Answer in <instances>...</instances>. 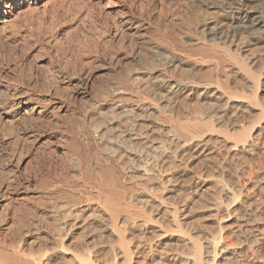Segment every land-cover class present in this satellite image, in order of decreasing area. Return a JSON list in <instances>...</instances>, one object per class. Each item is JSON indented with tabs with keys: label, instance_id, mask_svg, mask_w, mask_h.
Segmentation results:
<instances>
[{
	"label": "rangeland",
	"instance_id": "rangeland-1",
	"mask_svg": "<svg viewBox=\"0 0 264 264\" xmlns=\"http://www.w3.org/2000/svg\"><path fill=\"white\" fill-rule=\"evenodd\" d=\"M204 4H201L199 0H42L38 4L31 6L32 8H29L26 12H24V14L21 15V17L13 22L10 27L8 26V28L3 31L4 34H2L0 37V99L3 98V100H5L4 97L6 98L7 96V98H9V96H11L14 91H18L21 93H19L21 96L23 95L21 100L23 102H28L23 107L21 106L20 109H9V107H7L8 105H0L1 243L6 242L7 244H10L12 242L11 244L14 243V246L18 244L19 247L20 245L22 248L24 247L23 249L21 247L20 248L25 251L30 250L35 252L38 247L39 251L42 250L44 248L43 245L49 242L54 237L53 234H55L56 232L53 229L46 230L49 231L46 232L44 228L41 231H37L35 223L42 225V227L45 226L43 225V223L47 224V222L49 223L51 220L54 221H52V223H56L55 221L59 220V217L64 216L59 210V206H61V204L63 205V203L67 204L68 202L70 203L74 201L73 197H76L78 200L86 199L85 196H87L89 192H86L88 190H84L85 187L81 186L82 184L79 183L80 181L76 176L77 173L75 172L74 167H72L74 166V164H72L73 159H70V154L73 153V158L75 152H73L74 150L72 151V149H75L77 146H85L83 148H88V144L84 143V145L83 142H88L86 139L90 132L92 133L94 131L93 134H97V142L100 141L99 143L95 142L97 146L91 144V149L97 147V150H99V152H96L98 154L100 153V156L103 155L102 157L98 155V162L103 161V163L100 162L98 163L100 165L97 166V164L96 166L98 167L99 171H102V167H104V172L105 168L108 171L111 170V166H108V164L110 165V163L106 160V154H108V151L110 152V150L107 149V147H109V144H107L106 141L112 142L116 137V133L118 136L119 127L114 129L113 132L111 131L112 134L110 132H107L105 134L104 132L103 136L102 127L105 125V123L103 124L102 122H105L110 115V118L115 115V112H113L114 110L111 107L115 102V97L113 96L115 90L117 91L119 89H123L124 91H122L126 94L125 91L127 89V95H129V93L138 92V90H136L137 88H141L142 90L140 89L139 93L140 91H142L140 94L143 95V89L150 88V91L144 89V91L146 90L147 93L149 92V95L145 93L144 96H146V98H153L155 100V103L158 102V104L156 105L161 106L158 110L162 108L163 112L168 111L166 113V117L170 116V119L163 118L164 120H160L163 121V124L169 120H172V123L169 121V123H171V125L169 126H172L173 122L174 124H176L177 120L180 121H177L178 123H182V121L183 123H185L184 119L187 117L186 109L189 108L187 110H189V112L191 113L193 112V110H196V108L197 110L200 109L201 107L199 106L200 108H198V104L202 101H205L201 98H195L193 100V97L191 96L190 98L185 94L182 95L181 99L183 100V103L185 102L186 104H182V100H180V102H177V106L174 104L177 108L179 105V110L181 112L180 116L183 114L181 117L178 116L179 112H177V108L174 107L176 111L171 108H166L165 105H168L166 103L168 101H166V99H162L159 96L158 93L161 92L155 91V86L153 84L155 83V81H157L158 78H160V76L166 78L168 76L170 77V79L176 80L181 79L182 82L184 81L185 83L205 84L217 82V84L214 83V86H218L220 84L218 81H221V84L226 82L225 76L227 74L226 70L228 63L225 62L227 65H224V62H222V65L220 62V64H218V69L215 68V70H218L216 72L215 70L212 71V68L210 67L212 65L210 63L203 65L200 64L204 60H207V58L205 59L203 58V56L207 52L208 48H210V44H208L210 37L208 36L207 31L202 30L203 26L201 23L202 21L210 22L208 23V26L213 27V29L215 28V32H221L222 34L227 36L228 39L230 36L229 34H232V27L229 21L224 20V18L219 13L215 12L217 15L213 13V11L215 10L205 7L206 5ZM195 39L197 40V42H194ZM199 39H205V41H202L201 43V40ZM206 40L208 41L206 42ZM230 41L231 38L229 39V42ZM227 42H225L224 44H226ZM206 44L208 45V47L206 46ZM224 44L219 43L217 45L220 46L218 47L219 50L222 51L223 48L227 47V44ZM200 45L202 48H204L203 50L207 48L205 50L206 52L204 51V54H202V49H199ZM199 59H202L203 61L201 60L200 62ZM193 63L194 66H192ZM152 64H155L156 66L154 65L153 67ZM175 66H177L178 68L175 69ZM220 66L222 68H219ZM224 67L226 68V70L224 69ZM209 68L210 71H206L209 70ZM219 70L224 71L225 75H223L224 72L221 73L219 72ZM139 73L140 75L142 73V76L144 75V78L142 76L141 78H139ZM150 73H152L153 76L150 77V79L148 78L145 80V78H147ZM159 73L163 75H160ZM214 73L216 75V79L214 78ZM137 75L139 81L137 80ZM218 75L220 76V80L217 77ZM130 76H132V78L136 77L137 79L134 78V81H132V78H129ZM154 77L155 79L156 77L158 78L155 80ZM222 77L225 79H223ZM221 78L224 80V82H222L223 80H221ZM126 79H129V81H127ZM135 80H137V82H135ZM186 80H188L189 82ZM195 80L198 82H195ZM120 82L121 84H123L122 82L126 84L121 85ZM132 83H135V86L137 85L136 88ZM221 84L219 86H223ZM145 85L147 86L145 87ZM233 85L237 86L238 89L241 88V86L239 85ZM235 86L232 87L235 89ZM225 87L226 86H224L223 89H225ZM237 88L235 89V91L237 90ZM84 91L86 93H83ZM240 92L241 91L238 90L239 95H242V93L240 94ZM153 94L154 97L152 96ZM108 98L110 102H114L110 103ZM102 99H105L106 101ZM156 99H159V101ZM160 100L165 101L162 102ZM262 100V103L264 104V99ZM171 102H168V107H173V101ZM203 102L202 104H200L201 106H204ZM179 103H181L182 106H180L181 104ZM162 105L163 107H165V111ZM183 105L185 106V109L182 108ZM186 106L188 107L186 108ZM109 107L111 109V112ZM194 107L195 109L191 110V108ZM107 110L112 114L107 113ZM172 110L173 112H171ZM104 111H106V115ZM23 113L25 114L23 115ZM99 113L102 115L104 114L105 116H103L106 118H101L102 115H100ZM171 114L175 116L172 117ZM184 114L186 117L184 116ZM177 116L178 118H180L175 121L174 119H176ZM153 117L154 116H151L150 118L152 119ZM189 117L190 116L188 115V118ZM153 119L158 120L157 117ZM130 123L131 122H127L125 126L130 127ZM240 123H242V120ZM165 124L168 125V122ZM173 126L171 127L172 129ZM174 128L176 129L175 126ZM177 134L181 135L180 132L178 133V131ZM100 135L103 138H101ZM111 135L114 139H111ZM104 137H106L107 139L110 138L111 140L105 139V141L103 140ZM101 139L103 144L101 142ZM115 141L117 140H114V142ZM72 143L74 144V146L71 145ZM105 143L107 144V146L104 145ZM212 143L215 144V142ZM213 144H210V146ZM216 145H219L222 149ZM105 148L107 150V153ZM211 148L213 153L210 154L205 153L204 155L201 153L199 155L192 154V156L190 154H185L186 156H183V159L181 160V166H184L185 173L181 177V179L178 180L180 185L176 187L177 191H175L174 194L171 195V197L168 196V198L164 201L166 206L169 205L168 207H172L176 202L177 206H180V204L178 203L183 202L184 204L190 205V207L194 205L192 207V210L193 208H196L195 212L198 213V215L195 214L196 217L194 216L193 218L189 219V221L187 220L183 222L184 224H182L183 226H181V231H178L171 224L164 222L166 221L164 218L165 215H162L160 217H154L153 215V223L151 222L153 226V229L151 230L153 231H150L151 233L148 234V238L145 239L147 241H143V239H140L138 237V234L137 236H131V234H129L130 232L125 229L126 240H128L131 246L136 247L137 244H140L141 246V248H139L140 251L138 254V264L139 262H141L140 264H159V260L157 259L159 258L160 253L163 251H165L164 253L168 256L173 255L177 252L178 254L182 252L183 255H189L192 251L189 249V247H184L185 245L181 244V242L178 241V239H180V236H183L184 238H191L192 240L198 239L199 241L201 240L202 242H204L206 238H209L207 236L217 235L216 233L218 232L217 224L219 222V217H211L210 213L206 212L208 208L206 210L204 204L205 206L209 205V203L211 202V198L209 199L208 197H211L212 194L215 196V198H217L218 196H216V192H212V194L211 192H203L204 196H202V191L198 189L199 187L197 185L193 184V180L198 176L202 178L208 177L210 179L217 178V181L219 180V182L221 180L224 185H222V187H226L227 190H231V193L235 194L236 196L231 197L228 195L227 197V194L226 196H223V193H225L224 191H221V193L219 192L221 195L217 192L222 199L224 197L223 201L226 202V204L231 203L230 206H233L231 208L232 213L230 215V218L226 219V221L229 220V223H227L229 226L226 229L225 235V243L226 245H228L226 246L227 252L226 254H224L225 256L223 255L226 258L216 259L215 264H260V262L264 260V236H256L257 232L259 231L260 233V231L264 227V149L260 146L259 148H257V155H251L249 158L246 157L244 159L241 155L239 156V154L233 155L232 157L228 156V158L225 157V153L226 156L228 155L227 148L223 150L224 147L217 142L215 145L211 146ZM100 149H102L103 152H101ZM193 155L195 156V158H193ZM153 156L149 155V158H147L149 160H147V162L150 161V163H152L151 160H153ZM155 157L157 160L154 159V164L160 161L157 156H154V158ZM100 158L105 159V161L102 159L100 160ZM124 161L127 160L124 159ZM126 163L127 162H125V164ZM150 163L148 164L150 165ZM153 163L151 164L152 168L150 166L148 167L153 169L155 168V166H157L156 170L157 168L159 169L163 167L161 164H159L160 162L157 165H153ZM127 166L130 167L131 165L128 163ZM92 167L94 169L93 165ZM106 173L108 172L106 171L105 174ZM73 174L76 177H73ZM161 175L163 177L165 176V174ZM138 176L139 174H135L132 177L133 181L138 182L141 179ZM163 177L160 176V179L165 181L166 178ZM40 179H45L42 180L45 184L44 186L41 185L43 183ZM48 180L50 181L48 182ZM155 184L157 185L156 182L149 184L150 187L152 186L151 188L153 190V193H159H155L158 196L160 194L163 195V191L162 193H160L162 189L159 188V184L157 186ZM39 185L41 187H39ZM75 186L77 188H75ZM46 187H48L49 189ZM51 187H53L54 189ZM73 187L77 192L75 191V189H72ZM195 187L197 188L195 189ZM81 190L83 191V193L81 192ZM128 190L130 191L131 189ZM128 190L127 193L129 192ZM216 190L217 189H215V191ZM187 191L189 192V195ZM77 193L79 197L75 196V194L77 195ZM53 194L56 195L54 196ZM71 194H73V196ZM80 194H82L83 197ZM197 195L202 196L201 199H199L200 197H198ZM88 196H90V194ZM88 196L87 198H89ZM203 197L207 198L203 200ZM56 198H62L64 202ZM76 198H74L75 201L77 200ZM90 198L94 200L92 196H90ZM90 198L86 200H91ZM233 198H236V200ZM93 200H91V202H93ZM202 200L204 202H202ZM233 200L235 203H232ZM192 201L193 203H191ZM195 201L196 203H194ZM197 201L199 204H197ZM56 203L58 206L56 205ZM36 204H38L39 206ZM200 204L204 209H202L201 206H198ZM197 206L201 208L199 209V211H197ZM50 209H52L53 211ZM55 210H58V213ZM45 211L48 212L46 213ZM50 212L52 214H48ZM40 213L42 215L44 214L50 216H47V218L43 215L44 217L41 218L42 215ZM202 214L204 216H202ZM38 216L39 220H36V217L38 218ZM53 216H55L56 218ZM252 216L255 217V219H253ZM63 218H61L60 220H62ZM259 219L261 220L259 221ZM44 220L46 222H43ZM85 220L87 221L85 222L84 219L81 220L85 223L80 222L79 226H75L76 228L72 226V223L67 221L69 229L67 230L68 227H66V230L64 229V231H67L66 234H68L66 235L65 232L62 231L60 234L62 235L63 233V237H61V235L59 236L60 239H64L67 236L65 240H62V242H65V244L63 243V245L69 247V244L73 243V245H70V247H75L76 250H78L77 252H79V254L82 253V255L85 256L84 253L87 252L86 246L90 245V247H92L93 244H96V247L99 242L100 246H97L96 248H94L93 246L92 249L94 251H90V253L93 251L94 254H90L88 251L86 255L90 257H92L91 255H93V257L95 256L97 259H105L106 261H108V263H110L114 260V258L112 257L113 255L110 252L109 248L107 249V247H109L110 244L114 242V240L106 235V232L103 228L104 224L101 225L99 223H92V221L88 218H85ZM253 220H256V223L253 222ZM69 223L71 224V227L69 226ZM53 225L54 224H51L50 222L49 227L51 226L50 228H52ZM64 225L66 226V224ZM83 225H85V227L89 226V230H87L88 227H84L83 229ZM252 225L255 226V228L253 229H257L258 231H252V229H250V226ZM96 227L99 231L95 229ZM31 231H34V233L32 232V234ZM81 231L83 233H81ZM26 232L28 233V235ZM152 232H156V234L154 235ZM35 234L37 235L35 236ZM38 234H40L41 236H39ZM129 235L131 238L129 237ZM101 237L105 239L106 237H108L112 240L110 239L109 241L107 238L106 244V241H103L105 239H102ZM20 238L21 241L19 240ZM138 238L140 239L142 244ZM91 239H93L94 241ZM101 239V242H104L103 245L100 242ZM74 240H76L75 246ZM90 240L94 243L92 244ZM86 241H88V245ZM34 242H36L37 244ZM34 244H36L37 246ZM113 244H111V246H114ZM146 244H148V246ZM116 245L118 246V244H115V246ZM35 246L37 248H35ZM83 246L86 248H84ZM149 246H152L151 251H149ZM78 247H82L83 249L80 248L79 250ZM25 248H33V250H26ZM185 249L187 250L185 251ZM106 250H108L109 252H107ZM106 255L110 257H106ZM110 258H113V260H111ZM253 260L256 261L254 262Z\"/></svg>",
	"mask_w": 264,
	"mask_h": 264
},
{
	"label": "bare ground",
	"instance_id": "bare-ground-1",
	"mask_svg": "<svg viewBox=\"0 0 264 264\" xmlns=\"http://www.w3.org/2000/svg\"><path fill=\"white\" fill-rule=\"evenodd\" d=\"M41 1L42 0H0V37L2 34H4L3 31L6 30V28H8V26L10 27L13 22H15L19 17H21L22 14H24V12H26L29 8H32L31 6L36 5ZM199 1L201 2V4L205 3L204 4V5H206L205 7H208L209 9L215 10V11H213V13H215V12L219 13L224 18V20H227L230 22L231 27H232V29H231L232 34H229L230 35L229 39L231 38V41L229 42V39L227 36H225L221 32H217V31L215 32L214 31L215 28L213 29V27L208 26V23H210V22L202 21V23H201L203 26V27L201 26L202 30L207 31L208 36L210 37L209 43H208V44H210V46H209L210 48H208V50L206 52L205 50L207 48L205 47L206 49L203 50L204 48H202L200 45L199 49L200 50L202 49V51H203L202 54H204L206 52L205 55L203 56V58H205V59L207 58L206 61L205 60L203 61L201 59L203 62L200 64L203 65V64H207V63L209 64L210 63L212 65L210 67L212 68V71H214L215 68L218 69V64H220V62H221V64H222V62H224V65L226 63H228V65L226 64L227 70L224 67V69L227 72V74L225 76L226 82H224V80H223V79H225V78H223L224 76L222 77L223 79L221 78V80H223L222 82H224L226 85L224 83L221 84V81H218V82L223 86H219L220 84L218 86H214L215 82H211L212 84L211 83H205V84L185 83L184 81L182 82L181 79H179V80L170 79V77H168V76H167V78H169V79H167L166 77H161V76H160V78L156 77V79L158 78L157 81H155V83L153 82L154 83L153 85L155 86V91L161 92L158 94L162 99H166V101H168V102L173 101V104H172L173 107L171 105H170L171 107H168L169 103L166 102L168 104V105H165L166 108H171V109H174L176 111L175 108H177V107H175V105L177 104V102H180V100H182L181 96L184 94L187 95L188 97H190V96L193 97V100L195 98H197V99L201 98L202 100L205 101V102L202 101L204 103L203 104L204 106L200 105V104H202V102L198 104V108L201 107L200 109L197 110V108H196V110H193L197 106H195L194 108H191V110H193V112H191V113L189 112V110H187V109H189V108H187L188 106H186L187 117L185 116V114H184V116L187 118V120L184 117L185 123H183V121H182V123H178L180 121H178L177 119H179L183 115L182 114L180 116L181 112L179 110V105H178L177 112H179L178 116H180V117L179 118H178V116H177V118L174 117V118H176L174 120L175 121L177 120L178 122L176 121V124H174V122H173V125L176 127L178 133L180 132L181 135L177 134V131L173 125H172L173 129L171 128L172 126H169V125H171L172 120H169L171 123H169V121H167L168 125L165 124L167 122L164 121L165 123L163 124V121L160 120L163 118L170 119L169 118L170 116L166 117V113L168 111L163 112V109L161 108L162 109V110L160 109L162 111L161 112L160 110H158L161 106L156 105V104H158V102L155 103L154 102L155 100L153 98H150V97L146 98V96H144L145 93L146 94L149 93V92L147 93V91H150V88H148L149 89L148 90L147 88L142 87L144 89H147V91L145 90L146 92L143 89V93H144L143 95L140 94L142 91H140V93H139V90L141 88L136 89V90H138V92H136V93H129L128 92L129 95H127V89L125 91L126 92V94H125L123 92L124 90L119 89L120 86L118 85L119 86L118 89L120 91L119 90L116 91L115 89H117V88H115L114 94L112 93L113 96L115 97L114 98L115 102L112 101L114 103L111 107L114 110V111L113 110L112 111L115 112V115H113L112 118H110L111 115L110 116L108 115L109 117L107 116L108 119L105 122L101 119L103 121L102 123L103 124L105 123V125L102 127L103 128V130H102L103 136H104V132H105V134L107 132H110L112 134L114 129L119 127L118 128L119 129L118 130V136L116 133V137L114 139L111 135V139L113 138L114 140H117V141H115V142H114V140L112 142L106 141L105 140V139H107L106 137H104V139H103L106 141L107 144H109V147H107V149H109L110 152L108 151V154H106L107 155L106 160H107V162L110 163V165L108 163L107 164H108V166H111V168H110L111 170L108 171L105 168V172L106 171L108 172L105 174V172L103 171L104 167L101 166L103 168V169L101 168L102 171H99V169L97 167L100 165L98 163H100V162L103 163V161L98 162L99 161L98 155L100 153L98 154L96 152V151L99 152V150H97V147L96 148L94 147L91 149L92 146H90L91 144H94V146H97L96 143L100 142V141L97 142V140H96L97 134H93V132H94L93 130H92L93 131L92 133L90 132L88 134V137L86 136L87 137L86 140L88 142H83V144L84 143L88 144L87 147L89 148V146H90V148L89 149L83 148L85 146H83V147L81 146L82 147L81 148L80 146H77L75 149H72V151L74 150L73 152H75L76 156L74 155V157L72 158L73 153L70 154L71 155L70 159H73L72 164H74V166H72V167H74V170L77 173L76 176L78 177V179L80 181L79 183L82 184L81 186L85 187L84 190L87 189L88 191H86V192H89L90 196H92L94 198V200L91 199L90 196H88L89 194L87 193L88 194L87 196L91 200H93V202H91V200H86V199H89V198H87V196H85V198H86L85 200H80V199L78 200L76 197H73L74 201H72L70 203L68 202L67 204L63 203V205L61 204V206H59V208H60L59 210L61 211L62 215L65 216V217L63 216L64 218L62 216L59 218L60 219L63 218L65 220L59 219V220L55 221L56 223H52L53 220H51L50 221L51 224H54L52 226V228H50L51 226L49 227L50 222L49 223L47 222V224L43 223V225H45L43 227H42V225H39L38 223H37L38 224L37 225L35 223L37 231H41L44 228L45 231L53 229L56 232L55 234H53L54 237L49 242L44 244L43 245L44 248L40 251L38 250L39 247L38 248L36 247L37 246L36 242H34V243H36V244H34V245H36L35 248H37V250L35 252L27 250V249H31V248H27V249L25 248L27 251L22 250L24 247L22 248L20 245V247L22 248L21 249L17 243L16 244L18 245V247H17V245L14 246L13 245L14 243L11 244L12 242L10 244H7L6 242H2V243L0 242V264H138V258H139L138 254L140 251L139 248H141V246H140V244H137L136 247L131 246V244L128 242V240H126L125 229H127L130 232L129 233L127 231L129 234H131V236H134V235L137 236V234H138V237L140 239H143V241H147L145 239L148 238V234L151 233L150 231H153V230H151V229H153V226H152V223H153L152 216L153 215H154V217L155 216L160 217L162 215L163 216L165 215L164 218L166 221H164V222L171 224L178 231H181L180 229H181V226H183L182 224H184L183 222H185L187 220L189 221V219L193 218L195 216V214L198 215V213L195 212L196 208L195 209L193 208V210H192V207L194 205H192L190 207V205L184 204V202H183V203H178V204H180V206H177V204H176L177 202L175 201L176 202L175 205L171 204L173 206L168 207L169 205L167 204L168 206H166V204L164 203V201L168 198V196L171 197V195L174 194L175 191H177L176 187H178V185H180L178 180L181 179V177L185 173L184 166H181L182 165L181 160L183 159V156L185 154L186 155L190 154L192 156V154H195V155L198 154L199 155L202 153L205 155V153L206 154L213 153L211 146L215 145L216 142L221 144V146L224 147L223 150L227 148L228 155L226 156V153H225V157H227V158H228V156L232 157L233 155L239 154V156L241 155L242 158L245 159L246 157L249 158L251 155L254 156L256 153H258L257 148H259L260 146H261V148L264 149V104L262 103V101H263L262 99H264V0H199ZM191 5H193V4H191ZM201 16H199V17H201ZM189 35H190V33H189ZM199 40H201V39H199ZM202 41L204 42L205 39L201 40V43H202ZM207 41L208 40H206V42ZM194 42H197V40L195 39ZM225 42H227L226 43L227 47L223 48L222 51L219 50L218 47H220V46H217V45L219 43L224 44ZM197 44H199V43H197ZM226 44H224V45H226ZM206 46L208 47L207 44H206ZM220 52H222V53H220ZM224 59H226V60H224ZM201 60L199 59L200 62H201ZM154 65L152 64L153 67H154ZM192 66H194V63ZM221 66L219 68H222ZM174 68L176 69L178 67L175 66ZM189 68H190V66H189ZM144 70H148V69H144ZM220 70H223V69H220ZM220 70H219V72H221V73L224 72V71H220ZM206 71H210V68H209V70H206ZM216 71H218V70H215V72ZM148 72H146V73H148ZM184 73H185V71H184ZM221 73H220V76H221ZM159 74L163 75L161 73H159ZM139 75H140V73H139ZM213 75L215 76L214 78L216 79L215 73ZM223 75H225V72ZM141 76H142V73H141L139 78H141ZM152 76H153L152 73H150L147 76V78H145V80L148 78L150 79V77H152ZM220 76L219 75L217 76L219 80H220V78H219ZM142 77L144 78V75ZM129 78L131 79L132 76H130ZM134 78H136V77H134ZM134 78H132V81H134ZM137 78H138V75H137ZM139 78L137 79L138 81H139ZM188 78H190V77H188ZM154 79H155V77H154ZM137 80H135V82H137ZM142 80H144V79H142ZM127 81H129V79ZM186 81H188V80H186ZM140 82H141V80H140ZM195 82H198V81L195 80ZM122 83L126 84L124 82H122ZM120 84H121V82H120ZM123 84H121V85H123ZM215 84H217V82ZM233 84L239 85V86H241V88L239 87L240 89H238L237 86H235ZM148 85H149V83H148ZM231 85L235 86V89L237 88V90L235 91V89ZM0 86H1V83H0ZM133 86L136 88L137 85L135 86V83H134ZM146 86L147 85H145V87ZM224 86H226L225 89H223ZM130 87H131V85H130ZM138 87H140V86H138ZM238 90L241 91L240 94L242 93V95H239ZM152 91H154V90H152ZM19 93L20 92H18V91H14V93L11 96H9V98H7V96H6L7 99L4 97L5 100H3V98L1 97L2 99H0V105L1 106L2 105H4V106L8 105L7 107H9V109H13V108L14 109H20V107L21 106L23 107L25 104H27L28 101L23 102L21 100L23 95L21 96L20 95L21 93L20 94ZM83 93H86V92L84 91ZM152 93H154V92H152ZM108 96H109V94H108ZM152 96L154 97V94ZM105 97H103V98H105ZM183 98H184V96H183ZM102 100H105V99H102ZM108 100H109V98H108ZM156 100L159 101V99H156ZM160 101H162V100H160ZM163 101H165V100H163ZM109 102H110V100H109ZM112 102H110V103H112ZM197 102H198V100H197ZM181 103L186 104L185 102L183 103V100ZM181 103H179V104H181ZM160 104H162V103H160ZM182 104L180 106H182ZM163 105H162V107H163ZM165 107H163L164 111L166 110ZM182 108L185 109V106L183 105ZM96 109H98V108H96ZM109 109H110V107H109ZM108 110H107V113H110L111 109H110V112H108ZM10 112H11V110H10ZM104 112L106 115V111H104ZM171 112H173V110ZM24 114L25 113H23V115ZM110 114H112V113H110ZM172 114H171L172 117L175 116ZM175 114H176V112H175ZM100 115H102V114H100ZM103 115L101 116V118L105 119L106 117H104L105 115L104 116ZM150 115L154 116L153 118L157 117L158 120H155L153 118H152L153 119L152 120L150 118L151 117ZM188 115L190 116L189 118H188ZM241 120H242V123H240ZM99 121H100V119H99ZM127 122L132 123V124L130 123V125H131L130 127L125 126V124H127ZM96 129H98V128H96ZM100 137L103 138L101 135H100ZM109 139L110 138H108L107 140H109ZM73 140H72V142H73ZM231 140H233V141H231ZM101 142H102V139H101ZM212 142H215V144H213ZM106 143L104 145L107 146ZM102 144H103V142H102ZM210 144H213V145L210 146ZM71 145L74 146L73 143ZM73 146H71V147H73ZM216 146H219V145H216ZM100 148H101V146H100ZM105 150H106V148H105ZM100 151L103 152L102 149H100ZM70 152H71V150H70ZM106 153H107V150H106ZM149 155L150 156L151 155L157 156L158 159L160 160L159 161L160 163L159 162L158 163L161 164L164 168L161 167L159 169L157 168V170H156L157 166H155V168L151 169L152 168L151 164L154 162V159H156V157L154 158V156H153V160H151L152 163H150V161L147 162V160H149V159H147V158H149ZM102 156H100V157H102ZM193 158H195V156ZM101 159L105 161V159L100 158V160ZM124 159L127 161H124ZM125 162H127V163L125 164ZM128 163L131 165L130 167L127 166ZM148 163H150V165ZM158 163H156V164L153 163V165H157ZM92 165L94 166V169H93ZM148 166H150L151 168H149ZM70 167H71V165H70ZM259 167H261V166H259ZM176 168H177V170H176ZM135 174H139L138 177L141 178L138 182L133 181V179H132V177ZM161 174H165V176H164L166 178V180L164 179L165 181L160 179V176L163 177ZM76 176L74 175L73 177H76ZM71 177H72V175H71ZM45 179H42V180H45ZM49 181L50 180H48V182ZM154 182H156L157 185L159 184L158 185L159 188L162 189L160 193H162V191H163V195L160 194L161 196L160 195L158 196L156 194H159V193H156V192L153 193V190L151 188L152 186L150 187L149 184L154 183ZM42 183H43V181H42ZM76 183H78V182H76ZM220 183H222L221 180L219 182V180L217 181V178L210 179L208 177L202 178V177L198 176L193 180V184L197 185L199 187L198 189H200L202 191V196H204L203 192L204 193L211 192V194H212V192H214V193L216 192V194H217L216 196H218L217 198H215V196L213 194H212V196H214V197H212V196L208 197L209 196L208 195L207 197L209 199L211 198V200H210L211 202L207 206H205V204H204V207L206 208V210L208 208V210L206 212H209L211 217H214V218L219 217V219H218L219 222L217 224V227H218V229H217L218 232L216 233L217 235L215 234L216 236H207L209 238L205 237L206 240L204 239L205 240L204 242H202L201 240L199 241L197 238H196L197 240H192L191 238H184L183 236H180V239H178V241L181 242V244H184L185 245L184 247H186V246L189 247V249L192 252L190 254L188 253L189 255H187V254L183 255L182 252L180 254H178V252H177V253H174L173 255L168 256L167 254L164 253L165 251H163L160 253L159 258L157 259V260H159V264H215L216 259H218V258L225 259L226 258V257H224L225 256L224 254H226V252H227L226 246H228V245H226V243H225V235H226V229L229 226L227 224V223H229L228 222L229 220L226 221V219L230 218V215L232 213L231 208L233 205L230 206L231 203L226 204V202L223 201L224 197L222 199L218 195V193L219 192L221 193V191H224L225 193L222 192L224 194L223 196H226V194H227V197H228V195L231 197H233V196L236 197V196H235V194L231 193V190H227L226 187L223 188L222 187L223 183L222 184H220ZM67 184H68V182H67ZM263 184H264V182H263ZM41 185L44 186L45 184L43 183ZM46 186H49V185H46ZM52 186H53V183H52ZM39 187H41V186L39 185ZM46 188H48V187H46ZM51 188H53V187H51ZM75 188H77V187L75 186ZM75 188L73 187L72 189H75ZM196 188L197 187H195V189ZM128 189H131V190L129 191ZM215 189H217V190L215 191ZM127 190L129 191L128 193H127ZM75 191H76V189H75ZM81 192L83 193L82 190H81ZM46 193H48V192H46ZM71 193H72V191H71ZM85 193H84V195H85ZM187 193L189 195L188 191H187ZM234 193H236V192H234ZM38 195H39V193H38ZM49 195H50V193H49ZM71 195L73 196V194H71ZM80 195H82V194H80ZM200 195L199 196L197 195L198 197H200L199 199H201V197H202ZM205 195H207V194H205ZM75 196H78V193H77V195L75 194ZM82 197H83V195H82ZM52 198H55V197H52ZM58 198H56V199H58ZM74 198H76L77 200L75 201ZM206 198L203 197L202 199L204 200ZM48 199H49V197H48ZM186 199H187V197H186ZM233 199L236 200V198H233ZM39 200H40V198H39ZM58 200L63 201L62 198L58 199ZM180 200H181V198H180ZM195 200H196V198H195ZM203 200H202V202H204ZM233 202H234V200L232 201V203ZM191 203H193V201ZM194 203H196V201ZM197 204H199L198 201H197ZM36 205H38V204H36ZM56 205H57V203H56ZM134 206H138V207H134ZM198 206L199 207L201 206V208H202L201 204ZM198 206H197V208H198L197 211H199V209H201ZM41 209H43V208H41ZM202 209H204V208H202ZM50 210H52V209H50ZM204 213H205V211H204ZM48 214H52V213L50 212ZM37 215H35V216H37ZM43 215L41 216V218H43L44 216H46V217L50 216V215H44V216ZM202 216H204V215L202 214ZM53 217H55V216H53ZM55 218H53V219H55ZM85 218L90 219L92 221V223H95V224L96 223L97 224L99 223L101 225L104 224V227L103 226L102 227L104 228L106 235H108V237H111L114 240V242H117V243L112 242L111 244L114 243L113 244L114 246H115V244H118V246L116 245L114 247V246H111V244H110V246L107 247V249L109 248L110 252L113 255L112 257L114 258V260H113V258H110L111 260H113L110 263H108V261H106L105 259H103V260H105V261H103V260L97 259L95 256L93 257V255H91L92 257L86 255V253L88 251L90 253V251L93 250L92 249L93 246H94V248H96L97 246H100L99 242H98V245L95 247L96 244L94 245L93 244L94 242L91 241L93 239L90 240V242H92V244H93V246L91 244L92 247H90V245L86 246L87 248L84 247L86 244L83 246L84 248L87 249V252L82 251V252H86V253H84V255L86 257L83 256L82 253L79 254V252H77L78 250H76L75 247H70V245H73V243L69 244L70 248L63 245V243L65 244V242H62V240H65V238L67 236L64 239L63 238L60 239L59 236L61 235L60 233L62 231H64V229L66 227H68L67 221L72 223L73 227H75V226L77 227V226H79L80 222H84V221L86 222L87 221V220H85ZM37 219L39 220V216H38V218L36 217V220ZM83 219H84V221H81ZM253 219H255V217H253ZM45 220L43 222H46ZM159 220H160V218H159ZM260 220L261 219H259V221ZM60 221H64V222H60ZM162 222H163V220H162ZM246 222H248V221H246ZM253 222L256 223V220H253ZM20 223H21V221H20ZM39 223H40V221H39ZM64 224H66V226ZM122 225H124V226H122ZM186 225H188V224H186ZM69 226L71 227V224ZM33 227H34V222H33ZM84 227H85V225H83V229H84ZM86 227H88L87 230H89V226H86ZM91 227H90V229H91ZM169 227H170V225H169ZM253 228H255V226H253V225L250 226V229H252V231L256 232L257 229H253ZM68 229H69V227L67 228V230ZM95 229H97V231H99L97 227ZM95 229H94V231H95ZM32 232L34 233V231H31V233ZM46 232H49V231H46ZM46 232H44V233H46ZM66 232H65V234H66ZM81 233H83V232L81 231ZM258 233H259V231L257 232L256 236H261V237L264 236V227L260 231V233L259 234ZM72 234H73V232H72ZM153 234L155 235L156 232ZM153 234H152V236H153ZM19 235H20V233H19ZM27 235H28V233H27ZM36 235L37 234H35V236ZM38 235L41 236L40 234H38ZM62 235H63V233H62ZM62 235H61V237H63ZM156 236H158V235H156ZM108 237H106V239L102 238V237L101 238L105 239L103 241H106ZM129 237H130V235H129ZM129 237H127V238H129ZM0 238H1V236H0ZM111 238H108V240L110 241ZM14 239H13V241H14ZM102 239L100 240V242L102 241ZM140 239H139V241H140ZM19 240L21 241V238ZM76 240H74V246L76 244V242H75ZM86 240H88V239H86ZM42 241H44V240H42ZM86 242L88 245V241H86ZM101 243L103 245L104 242H101ZM105 243L107 244V241ZM141 244H142V242H141ZM146 245L148 246V244H146ZM158 245H159V243H158ZM77 246H79V245H77ZM156 246H157V244H156ZM41 247H42V245H41ZM41 247H40V249H41ZM151 247L152 246H149V249H150L149 251H151V249H152ZM80 248H82V247H80ZM80 248L78 247L79 250H80ZM104 248H106V247H104ZM104 248H103V250H104ZM31 250H33V248ZM142 250H143V248H142ZM186 250L187 249H185V251ZM93 251L91 253L94 254ZM106 251L109 252L108 250H106ZM143 252H144V250H143ZM106 257H110V256L106 255ZM255 258H257V257H255ZM101 259H102V257H101ZM253 261L255 262L256 260H253ZM140 263L141 262H139V264ZM157 263H158V261H157ZM260 264H264V260L262 262H260Z\"/></svg>",
	"mask_w": 264,
	"mask_h": 264
}]
</instances>
